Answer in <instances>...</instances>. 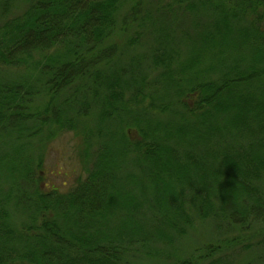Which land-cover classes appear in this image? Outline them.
<instances>
[{
	"label": "trees",
	"instance_id": "trees-1",
	"mask_svg": "<svg viewBox=\"0 0 264 264\" xmlns=\"http://www.w3.org/2000/svg\"><path fill=\"white\" fill-rule=\"evenodd\" d=\"M183 1L181 51L161 17ZM15 2L0 0V264H230L234 236L180 255L196 221L261 222L264 244V0ZM147 27L150 78L127 53ZM62 130L84 172L66 191L41 170Z\"/></svg>",
	"mask_w": 264,
	"mask_h": 264
},
{
	"label": "rangeland",
	"instance_id": "rangeland-1",
	"mask_svg": "<svg viewBox=\"0 0 264 264\" xmlns=\"http://www.w3.org/2000/svg\"><path fill=\"white\" fill-rule=\"evenodd\" d=\"M14 5L15 13H19L24 9L23 0H16ZM182 12L175 11V13L164 14L161 19L164 21L163 25H166V29L169 25L168 31H166L164 36L166 41L161 44L168 46L170 40L178 45L179 50H184V23L186 21L187 15H184V1L181 3ZM194 9L199 8V5H192ZM122 14L124 10L120 11ZM193 13H197L194 12ZM192 13V14H193ZM191 15V14H190ZM168 23V25H167ZM150 27H147V34L143 37L141 36L138 42L131 48L127 53H142L146 57L141 63V70L143 73L152 77L154 71L149 68L146 72L144 67L149 66L153 57H151L150 47L158 45L156 40H153L154 32L149 33ZM143 117V116H142ZM130 135H137V132L131 133ZM3 144H0V155H4L7 151ZM35 147H30V151L34 152ZM42 156V179L46 187H56L60 191H66L69 186L74 182L75 178L78 176H83L84 172L82 169V162L80 159V142L78 138L74 135L71 130H62L59 134H56L49 140L43 148L40 149ZM37 152V151H36ZM28 151L24 154H27ZM34 156L35 153L33 154ZM2 183V187L5 189L6 185ZM264 187V182H263ZM252 217H247V219ZM251 221V220H250ZM240 225L236 222L233 224L229 223H220L217 222L215 225L212 222H200L196 221L194 226L190 228L185 235L180 236L176 240L178 247L182 249V257L189 254L190 249L192 248L197 241H201L204 238L208 239L209 237H236V242L234 248L228 252L230 254V264H264V244L253 246L256 240H259L262 237L257 236L259 228L263 226L261 222L251 221V224L246 228H240ZM251 240V248L246 249L245 242L247 238ZM200 237V238H199ZM243 237V239L241 238ZM245 238V239H244ZM201 239V240H200ZM211 239V238H210ZM137 263L140 264H155L147 257L142 255L136 258Z\"/></svg>",
	"mask_w": 264,
	"mask_h": 264
}]
</instances>
